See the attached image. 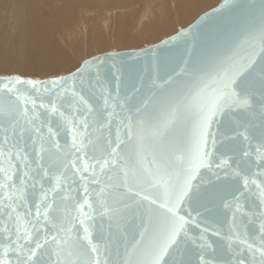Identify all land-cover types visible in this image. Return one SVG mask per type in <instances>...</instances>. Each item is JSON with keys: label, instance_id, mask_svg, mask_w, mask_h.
<instances>
[{"label": "snow or ice", "instance_id": "6c2138e0", "mask_svg": "<svg viewBox=\"0 0 264 264\" xmlns=\"http://www.w3.org/2000/svg\"><path fill=\"white\" fill-rule=\"evenodd\" d=\"M94 63L87 80L0 81V264H169L178 251L188 257L180 264H264V183L233 167L249 152L218 127L233 106L258 111L264 147V14L256 31L193 34L148 68L113 64L105 79L104 60ZM19 89L30 94L14 98ZM253 186L258 243L242 234ZM96 205L107 218L103 245L92 233ZM225 209L222 236L206 221Z\"/></svg>", "mask_w": 264, "mask_h": 264}, {"label": "bare ground", "instance_id": "6f19581e", "mask_svg": "<svg viewBox=\"0 0 264 264\" xmlns=\"http://www.w3.org/2000/svg\"><path fill=\"white\" fill-rule=\"evenodd\" d=\"M215 1L0 0V77L59 79L95 54L156 45Z\"/></svg>", "mask_w": 264, "mask_h": 264}, {"label": "water", "instance_id": "95a60500", "mask_svg": "<svg viewBox=\"0 0 264 264\" xmlns=\"http://www.w3.org/2000/svg\"><path fill=\"white\" fill-rule=\"evenodd\" d=\"M262 14H264V0H222L218 7L204 13L190 26L180 29L178 34L165 39L156 45L147 46L143 49L107 52L96 55L87 59L82 68L78 71L62 78L76 77L78 80H87L98 71V65L97 63H94V61H97L98 59L104 60L101 75L105 79L111 77L113 72V68L111 66L113 64L119 65L121 62H124L125 65L130 64L137 68H148L149 66H153L155 64L157 57H162L170 52L182 51L190 44L193 34L205 41H210L214 38L222 37L225 34L235 35L238 33L256 31L260 26ZM15 79L26 78H22L20 76L0 77V81ZM71 84L72 80L70 79L69 86H71ZM11 86L15 87L14 84ZM0 88H3L2 84H0ZM29 94L30 93H28L25 89H19V91L13 93L12 95L14 98H18ZM18 103L21 107L23 106L22 99H18ZM117 111H119V109H117ZM261 122L262 117L258 111L254 112L243 107L233 106L230 110L225 112L221 118L220 124L218 125L221 132L234 137L231 143L237 151L240 147H244L249 152V157L245 160H241L239 155H235L233 156L231 162L233 167H236L237 165L240 168L250 167L252 172L260 173L259 175L251 177V179L256 180L257 184L264 183V167H256V164L260 161L262 154H264V147H262V141L259 136ZM236 133L249 135L250 139L244 141L242 135H236ZM68 140L70 142V137H68ZM64 142L65 137L64 134L61 133L59 143L63 145ZM212 179L214 178L211 173L207 171H205L201 177L204 184H207V182ZM258 203V190L255 186H253L250 191L249 198L246 201H241V204L243 205L241 218L245 220L247 225L242 229V234L247 236L250 243L253 239H255L257 243L259 240V218L253 216L249 221V214L257 210L256 205ZM69 210L71 211V209ZM101 211L102 209L99 208L98 205H96L91 211V214L94 217L92 233L95 237L94 243L103 245L106 240L108 226L106 217L104 220L100 219L99 213ZM231 217V211L225 209L224 214H222L218 219L213 218L212 220H207L206 223L211 224L213 227L223 229V236V234L228 230ZM204 226V223L199 225L200 228H203ZM192 228L193 231L190 234H198L199 229L195 225H193ZM216 239L218 240V244L226 249L228 241L222 238ZM233 247L239 251V241H235ZM233 254L234 253L232 251L226 249V258H231ZM242 254L246 258L251 259V256L247 253L246 249ZM187 259V255H182L179 251L168 258L169 264H180V261H187ZM257 259H259V257H257Z\"/></svg>", "mask_w": 264, "mask_h": 264}, {"label": "rangeland", "instance_id": "374dc122", "mask_svg": "<svg viewBox=\"0 0 264 264\" xmlns=\"http://www.w3.org/2000/svg\"><path fill=\"white\" fill-rule=\"evenodd\" d=\"M218 1H219V0L215 1V3L212 5L211 8H214L215 6H217ZM195 21H196V20H195ZM186 26H188V25H186ZM186 26H185L184 28H186ZM176 34H178V33H176ZM172 35H173V34H172ZM168 38H170V37H167L166 39H168ZM163 40H165V39H163ZM163 40H162V41H163ZM142 42H143V44H142L143 46L141 45V47H139V48H136V49H135V48H131V49H130V47H129L128 49L125 48V49H123V50H137V49H143V48L147 47L146 44H145L146 46L144 45L145 42H144V41H142ZM114 47H115V46H114ZM96 55H98V54H95V55H93V56H96Z\"/></svg>", "mask_w": 264, "mask_h": 264}]
</instances>
